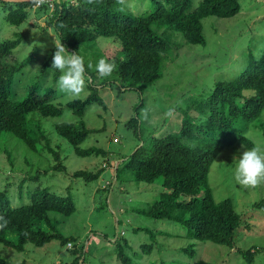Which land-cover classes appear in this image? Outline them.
<instances>
[{"label":"rangeland","instance_id":"374dc122","mask_svg":"<svg viewBox=\"0 0 264 264\" xmlns=\"http://www.w3.org/2000/svg\"><path fill=\"white\" fill-rule=\"evenodd\" d=\"M193 2L198 4L199 0ZM240 6V12L234 17L209 16L203 20L205 45L188 43L180 32L169 30L172 43L165 52L163 75L147 88H120L113 73L107 78L98 75L92 78L85 74V88L79 97L58 92L53 72L39 76L45 58L55 46L54 40H59L55 29L48 24L50 10H32L26 21L12 25L6 22L4 9L0 7V41L13 37L15 33H23V40L14 54L19 61L26 58L30 61L17 77L16 90L20 97L25 96L28 83L40 79L45 85L55 87L56 103L64 108L61 115L46 117L34 111L28 117L29 127L35 129L41 125L49 146L60 151L65 165L63 170L53 167L58 162L46 146V140L40 142L38 150L34 151L11 133L2 135L0 188L8 190L11 205L27 203L30 192L39 185L57 194L71 196L75 201V212L71 215L51 212V217L58 222L57 230L64 236H73L78 245H86L82 264H122L117 257L116 244L125 242L128 243L127 254L138 264H191L198 256L218 264H264V209L255 205L264 197V185L245 188L233 177L234 158L249 148L239 139L240 130L247 125L244 135L251 141L264 144V109L254 122L247 123L242 118L236 120L234 134L237 140L224 147L209 173L215 200L231 198L241 215L234 247L191 238L184 223L156 219L144 212L169 190L163 186L162 177L153 183L137 181L134 171L123 167V160L142 142L147 143L152 136L178 132L184 117L203 122L206 114L200 113L196 104L214 90L218 81L240 74L251 55L262 53L264 0H240ZM154 8L153 0H126L122 5L124 11L137 15ZM165 29L166 26L162 27ZM121 48L119 41L99 37L94 42L81 44L78 52L85 61L93 62L95 68L100 58L112 59L121 54ZM92 79L106 107L97 102L87 107L84 120L90 133L81 147L103 148L106 154L82 156L56 131L55 126L63 121H78L66 104L75 98L85 99L91 92L89 84ZM106 80L108 83L103 86ZM136 116L140 119L141 137L128 125ZM200 141V138L184 139L191 145ZM8 155L13 166L8 162ZM117 163L121 164L118 180L115 177ZM78 170L99 172L100 176L87 179L75 175ZM184 199L186 197L181 196V200ZM247 224L250 230L244 227ZM143 244H154L153 253L152 250L142 251ZM253 245L259 250L249 262L237 249H248ZM191 250H195V257L190 255ZM0 256L9 262L25 264H66L74 258L71 250L63 247L57 238L43 246L28 242L24 251L0 243Z\"/></svg>","mask_w":264,"mask_h":264},{"label":"trees","instance_id":"16d2710c","mask_svg":"<svg viewBox=\"0 0 264 264\" xmlns=\"http://www.w3.org/2000/svg\"><path fill=\"white\" fill-rule=\"evenodd\" d=\"M69 1L57 0L48 20L59 40L68 51L77 52L79 55L78 47L81 44L94 42L99 37L119 41L121 54L107 59L115 65L113 75L120 88L140 87L141 90L163 75L165 52L172 43L169 30L180 32L188 43L205 45L207 39L203 20L206 17L229 18L241 10L240 0H199L198 4H194V0H153L154 10L137 15L124 11L117 0H98L95 4H86L85 0H76V4ZM0 2V7L5 12L4 19L12 25L23 23L29 18L30 11H35L31 2ZM42 8L49 11L46 4ZM164 26L166 29L162 30ZM22 40L23 33H15L13 37L0 41V139L4 133H11L34 151L38 150L40 142L46 140V146L58 162L53 167L63 170L65 165L60 151L49 146V139L41 125L35 129L29 127L28 118L34 111L46 117L63 113V106L56 103L55 87L47 86L39 79L27 84L23 98L16 90L17 77L30 63L29 58L22 61L15 58V50ZM54 52L55 46L45 58L39 76H45L51 71L56 81L60 73L49 69ZM84 62L85 74L94 78L97 73L93 62ZM89 64L92 65L91 68L87 67ZM94 82L92 79L89 84L91 92L85 99L75 98L66 104L78 117V121H63L55 126L56 131L82 156L106 154L103 148L81 147V143L90 133L84 120L87 107L94 102L106 107ZM106 83L108 80L104 81L103 86ZM246 91L250 92L246 94ZM196 109L206 114L204 120L200 117L203 122L189 116L184 117L178 132H170L160 137L152 136L147 143L142 142L123 160V167L132 169L137 181L153 183L162 177L163 186L169 190L153 201L144 212L156 219L165 218L184 223L191 238L234 247L235 234L242 222L241 215L231 198L215 200L209 184V173L224 147L237 140L234 134L236 120L242 118L247 123L254 122L262 114L264 50L259 56L251 55L246 67L236 77L218 81L214 90L196 104ZM128 125L141 137L138 116L133 117ZM243 128L244 130H240L239 139L251 148L252 141L244 137L248 126ZM197 138L201 141L195 145L184 142V139ZM8 162L14 165L10 155ZM120 165H115L117 180L121 171ZM75 175H83L87 179L100 176L99 172L86 170H78ZM181 196L186 199L181 200ZM255 205L264 209V197ZM75 210V201L71 196L57 194L41 185L30 192L27 203L17 206L11 205L8 190L0 188V243L24 251L28 242L43 246L57 238L74 255L73 260L66 264H82L86 245H78V240L73 236H64L57 230L58 222L51 217V212L71 215ZM244 227L250 230L248 224ZM127 246L126 242L116 244L118 259L122 264H138L127 254ZM141 248L142 251L152 250L153 253L155 245L143 244ZM258 250L256 245L248 249H237L249 262ZM190 255L195 257V250H191ZM0 264L25 263L9 262L0 256ZM191 264L218 263L198 256Z\"/></svg>","mask_w":264,"mask_h":264},{"label":"clouds","instance_id":"9594fccd","mask_svg":"<svg viewBox=\"0 0 264 264\" xmlns=\"http://www.w3.org/2000/svg\"><path fill=\"white\" fill-rule=\"evenodd\" d=\"M34 8L48 3V0H30ZM98 0H85L86 4H95ZM126 0H117V3L124 5ZM52 12V11H51ZM55 52L52 57L51 67L60 73L55 87L58 92L79 97L85 88L86 67L84 58L77 52L68 51L62 41L55 39ZM87 67L91 68L89 64ZM95 70L100 78H107L115 70L114 63L105 58H100ZM143 115V113H142ZM171 115V113H169ZM244 137L247 139V135ZM252 147L243 151L242 155L235 157L236 166L233 171L234 180L245 188H255L264 185V144L252 141Z\"/></svg>","mask_w":264,"mask_h":264},{"label":"built area","instance_id":"2783aa9c","mask_svg":"<svg viewBox=\"0 0 264 264\" xmlns=\"http://www.w3.org/2000/svg\"><path fill=\"white\" fill-rule=\"evenodd\" d=\"M56 1H57V0H48V3H46V5H48V9L50 10V12L54 10V8H55V4H56ZM65 1H69V0H65ZM69 2H70L71 4H76V0H70ZM44 5H45V4H44ZM44 5L40 6L39 8H42ZM39 8H34V7H33L34 10L39 9ZM70 245H71V244H69V246H70Z\"/></svg>","mask_w":264,"mask_h":264},{"label":"water","instance_id":"95a60500","mask_svg":"<svg viewBox=\"0 0 264 264\" xmlns=\"http://www.w3.org/2000/svg\"><path fill=\"white\" fill-rule=\"evenodd\" d=\"M3 2H9V3H23V2H30V0H0Z\"/></svg>","mask_w":264,"mask_h":264}]
</instances>
